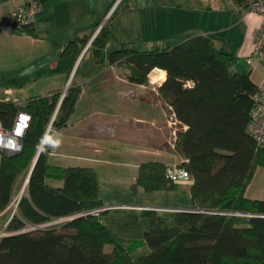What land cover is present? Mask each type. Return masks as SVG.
<instances>
[{
  "label": "trees",
  "instance_id": "trees-1",
  "mask_svg": "<svg viewBox=\"0 0 264 264\" xmlns=\"http://www.w3.org/2000/svg\"><path fill=\"white\" fill-rule=\"evenodd\" d=\"M32 26L22 30L33 34ZM103 30L84 51L98 60L103 59ZM86 40L67 42L62 53L72 51L76 56ZM107 60L125 66L127 78L137 84H146L155 67L165 71L158 90L186 125L176 132L173 145L183 158L179 165L191 175L192 210L148 211L150 227L143 239L115 237L101 222L102 212H89L102 205L95 170L52 165L49 150L40 154L35 149L61 93L29 98L22 107L0 98L5 128L13 126L21 110L32 117L23 150L0 154V210L28 177L16 211L4 227L8 233L0 236V264H264V199L245 196L256 168L264 167V146H258L246 130L258 89L249 72L233 70L234 56L217 50L204 35L173 46L154 44L143 51L121 46L108 53ZM79 92V87L69 86L50 130L66 124ZM166 168L158 161L140 163L133 187L176 190L179 182L166 176ZM62 217L72 218L40 226ZM144 244L149 252L133 259L132 253Z\"/></svg>",
  "mask_w": 264,
  "mask_h": 264
},
{
  "label": "crops",
  "instance_id": "crops-1",
  "mask_svg": "<svg viewBox=\"0 0 264 264\" xmlns=\"http://www.w3.org/2000/svg\"><path fill=\"white\" fill-rule=\"evenodd\" d=\"M109 1L41 0L43 10L31 27L33 34H29L11 25L13 3L0 0V98L27 102L29 98L53 92L65 93L71 85L80 88L66 124L55 129L63 142L59 149L49 150L48 162L93 168L97 176V197L102 205L109 206L101 213V222L117 238L141 240L150 227L148 211L192 208L191 181L179 182L173 191L133 187L140 163L151 160L169 166L183 160L173 144L176 132L186 125L172 115L171 106L160 96L158 87L165 79L163 69L153 68L148 82L138 84L146 90L139 98L131 90L137 83L118 72L116 64L105 62L103 66L104 57L98 60L88 51L84 52V46H90L101 20L117 0H111L106 9ZM164 3L168 12L179 10L176 17H169L168 28L176 33L175 44L195 35L210 38L214 46V40H220L221 48H215L234 56L233 70L248 71L252 82L261 83L264 62L258 59L250 65L246 61L262 21L258 13L234 0H166ZM183 8L201 16L205 11L221 13L212 18L214 26L204 28L202 19L198 21L195 15L181 13ZM83 37L87 40L76 56L72 51L62 53L67 42ZM255 173L256 170L245 196L264 199V172L258 188L250 192ZM48 181L52 185L61 184ZM10 211V204L0 210V229ZM148 252L144 244L132 257L136 260Z\"/></svg>",
  "mask_w": 264,
  "mask_h": 264
},
{
  "label": "rangeland",
  "instance_id": "rangeland-1",
  "mask_svg": "<svg viewBox=\"0 0 264 264\" xmlns=\"http://www.w3.org/2000/svg\"><path fill=\"white\" fill-rule=\"evenodd\" d=\"M110 2L111 0L107 3L106 9L109 7ZM164 2H166V0H117L114 3L112 10L101 20L100 25V28L103 27L104 29L101 37L105 38L104 45L101 48L104 57V61L101 62L103 66H105V62H108V53L121 46L132 48L137 51H143L151 49L154 44L159 47H167L173 46L176 43L174 38L176 33H173V29L168 27H170L169 17H176L179 10L170 9L168 12L167 6L164 5ZM181 13L185 15H195L198 21L202 19L204 28H210L214 26L212 18L219 15L221 12L217 11L216 13H210L205 11L203 16H201V14L195 11L183 8ZM39 15L40 13L37 16ZM214 43L216 48H221L222 43L220 40H214ZM87 57L88 56H86V58ZM257 60L258 59H256V61ZM241 64L248 68V65L245 64V62H242ZM117 71L126 73L127 69L123 65H118ZM131 90L135 91L139 98L141 92H146V90L141 89L138 84L136 87L132 86ZM262 172H264V168L258 167L256 169V178L252 181L250 192L258 188V180ZM23 185L24 182L21 180L18 183L16 194L21 191Z\"/></svg>",
  "mask_w": 264,
  "mask_h": 264
},
{
  "label": "built area",
  "instance_id": "built-area-1",
  "mask_svg": "<svg viewBox=\"0 0 264 264\" xmlns=\"http://www.w3.org/2000/svg\"><path fill=\"white\" fill-rule=\"evenodd\" d=\"M13 3V12H12V22L11 25L17 29H22L24 27L32 26L34 21L39 13L43 10V5L41 0H8ZM246 7L252 12L258 13L261 18V24L257 30L256 36L252 43V49L250 54L246 57L248 64L252 65L256 59H260L264 62V0H247ZM85 46L84 50H86ZM64 95V92L61 94V97ZM254 104L250 110L249 119L247 122L246 130L248 134L255 140L258 146H264V79L258 85L257 91L253 95ZM19 106H24L26 102L24 101H14ZM26 112V111H19ZM27 113V112H26ZM174 116V114H172ZM12 128V127H11ZM5 128L3 123L0 121V130H11ZM6 155H10L4 151H0ZM166 176L175 182H190L191 175L186 168L178 164L169 165L166 168ZM26 184V179L24 181L23 188L21 191L13 196V199L10 203V215L7 220L4 222L3 227L0 229V236L7 234L4 227L6 226L11 215L16 211L19 199L21 194L24 191ZM109 206L101 205L94 209H91L89 212L99 215ZM71 217H62L55 219L53 221L44 223L40 226H46L51 223L66 220ZM34 226H29L28 229L33 228Z\"/></svg>",
  "mask_w": 264,
  "mask_h": 264
},
{
  "label": "clouds",
  "instance_id": "clouds-1",
  "mask_svg": "<svg viewBox=\"0 0 264 264\" xmlns=\"http://www.w3.org/2000/svg\"><path fill=\"white\" fill-rule=\"evenodd\" d=\"M31 115L26 112H18L11 130H0V151L8 154H16L23 150V138L30 127ZM63 137L54 128L49 130L46 126L38 138L35 149L40 154H47L48 150H57L62 146Z\"/></svg>",
  "mask_w": 264,
  "mask_h": 264
},
{
  "label": "water",
  "instance_id": "water-1",
  "mask_svg": "<svg viewBox=\"0 0 264 264\" xmlns=\"http://www.w3.org/2000/svg\"><path fill=\"white\" fill-rule=\"evenodd\" d=\"M61 98H62V97H60V100H61ZM60 100H59L58 105H57V107H56L55 113H54V115L52 116V119H51V121H50V123H49V125H48L49 130H50V128H51V123H52V121H53V119H54V117H55V114H56V112H57V110H58V107H59V104H60ZM37 155H38V153L36 154V156H35V158H34V160H33V162H32V166H31V169H30V171H29V174H30V172H31V170H32V167H33L35 161H36ZM29 174H28V176H29ZM27 179H28V177L26 178V183H27ZM183 210H188V211H190V210H192V209H183ZM71 218H72V217H71Z\"/></svg>",
  "mask_w": 264,
  "mask_h": 264
},
{
  "label": "bare ground",
  "instance_id": "bare-ground-1",
  "mask_svg": "<svg viewBox=\"0 0 264 264\" xmlns=\"http://www.w3.org/2000/svg\"><path fill=\"white\" fill-rule=\"evenodd\" d=\"M164 74H162V77H163ZM161 77V76H160Z\"/></svg>",
  "mask_w": 264,
  "mask_h": 264
}]
</instances>
